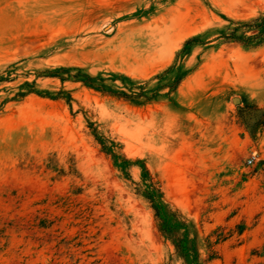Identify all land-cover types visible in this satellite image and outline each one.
<instances>
[{
    "label": "rangeland",
    "instance_id": "1",
    "mask_svg": "<svg viewBox=\"0 0 264 264\" xmlns=\"http://www.w3.org/2000/svg\"><path fill=\"white\" fill-rule=\"evenodd\" d=\"M92 127L264 264V0H0V264H185Z\"/></svg>",
    "mask_w": 264,
    "mask_h": 264
},
{
    "label": "trees",
    "instance_id": "2",
    "mask_svg": "<svg viewBox=\"0 0 264 264\" xmlns=\"http://www.w3.org/2000/svg\"><path fill=\"white\" fill-rule=\"evenodd\" d=\"M261 20L262 19L259 18L251 23H257ZM257 28H260V26ZM259 34H262V32L254 36H249L246 39L250 40L255 37L257 38ZM85 83L93 88H99L94 85L90 79L89 81H85ZM101 90L106 92L105 89ZM122 96L126 97V95ZM91 126H93L92 123ZM93 132L97 142L101 146V150L111 157L115 166L123 172L127 179L131 178L130 168L138 163L142 164L140 168L142 170L145 188L140 187L139 194L150 204L155 218L159 223L161 234L166 239L172 241L177 254L184 260L185 264H205L201 259L199 251V237L197 232L191 224L182 218L177 210H174L172 206L165 201L161 185L154 181L146 165L140 160L132 161L123 154L118 153L116 151L117 143L115 141L101 135L95 128H93Z\"/></svg>",
    "mask_w": 264,
    "mask_h": 264
},
{
    "label": "water",
    "instance_id": "3",
    "mask_svg": "<svg viewBox=\"0 0 264 264\" xmlns=\"http://www.w3.org/2000/svg\"><path fill=\"white\" fill-rule=\"evenodd\" d=\"M234 102H235V103H240V99L237 98V97H235V98H234Z\"/></svg>",
    "mask_w": 264,
    "mask_h": 264
},
{
    "label": "built area",
    "instance_id": "4",
    "mask_svg": "<svg viewBox=\"0 0 264 264\" xmlns=\"http://www.w3.org/2000/svg\"><path fill=\"white\" fill-rule=\"evenodd\" d=\"M250 163H252V161H250Z\"/></svg>",
    "mask_w": 264,
    "mask_h": 264
}]
</instances>
